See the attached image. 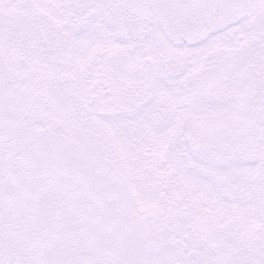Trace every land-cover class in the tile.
<instances>
[{"label": "snow or ice", "instance_id": "6c2138e0", "mask_svg": "<svg viewBox=\"0 0 264 264\" xmlns=\"http://www.w3.org/2000/svg\"><path fill=\"white\" fill-rule=\"evenodd\" d=\"M0 264H264V0H0Z\"/></svg>", "mask_w": 264, "mask_h": 264}]
</instances>
